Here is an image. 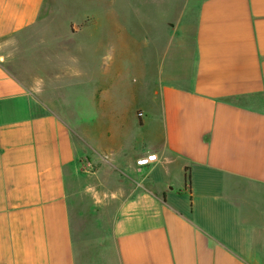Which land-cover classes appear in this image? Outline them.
<instances>
[{"label":"crops","instance_id":"0c3cea01","mask_svg":"<svg viewBox=\"0 0 264 264\" xmlns=\"http://www.w3.org/2000/svg\"><path fill=\"white\" fill-rule=\"evenodd\" d=\"M46 1L0 0V264H77L85 148L129 181L112 225L120 264H264V0H186L167 47L191 28L190 59L175 51L163 71L159 58L142 71L136 104L103 86L95 116L97 74L112 67L96 52L125 43L103 34L66 51L82 28L53 37L60 25L46 23L38 67H22L15 51ZM65 93L92 110L67 107Z\"/></svg>","mask_w":264,"mask_h":264},{"label":"rangeland","instance_id":"374dc122","mask_svg":"<svg viewBox=\"0 0 264 264\" xmlns=\"http://www.w3.org/2000/svg\"><path fill=\"white\" fill-rule=\"evenodd\" d=\"M185 3L186 0H47L41 19L37 25L23 33L24 47L18 48L15 53L19 56V61H23L22 67L32 70L37 68L40 28L46 23L60 25V30L49 32L53 37L56 33L69 35L70 28H82L62 39L72 46L66 51L77 50L88 40L98 39L103 34L114 42L122 39L125 44H115L96 52L100 59L106 56L104 60L107 62L102 61L101 65L107 63L108 67L109 62H112V67L107 72L97 74V84L101 91L96 96V111L89 114L95 116L102 110L99 107L104 98L102 89L108 84L112 103L119 106L136 104L147 96L142 91L145 87L142 86V71L151 72L153 68L155 72L158 58L160 70L163 71L164 67L174 61L175 51L183 55L182 60H186L184 57H191V28L186 32L177 31L180 40L177 41L175 50L171 46L167 47L168 37L175 26L174 14L183 9ZM182 60L176 61L178 65H184ZM117 80L122 82L121 86H118ZM149 87L152 89L150 84ZM88 98L74 93L62 95L67 107L72 106L74 110L82 108L81 112L76 110L80 114L86 108L90 107L92 110V101L89 103ZM129 117L134 120V133L138 132L137 114L134 117L130 111ZM91 118L93 116L87 115L83 117V121L89 122ZM102 158L101 154L87 148L80 158V172L84 177H81L79 183L85 191L78 198H72L71 205L77 264H120L113 241L112 225L120 202V190L129 181L111 170ZM88 188H91L90 193L86 191Z\"/></svg>","mask_w":264,"mask_h":264},{"label":"built area","instance_id":"2783aa9c","mask_svg":"<svg viewBox=\"0 0 264 264\" xmlns=\"http://www.w3.org/2000/svg\"><path fill=\"white\" fill-rule=\"evenodd\" d=\"M156 157H157V154L156 153H153V154H150V155H148L146 157L139 158L137 160V163L140 166H144V165L148 164L149 162L154 161L156 159Z\"/></svg>","mask_w":264,"mask_h":264},{"label":"trees","instance_id":"16d2710c","mask_svg":"<svg viewBox=\"0 0 264 264\" xmlns=\"http://www.w3.org/2000/svg\"><path fill=\"white\" fill-rule=\"evenodd\" d=\"M187 171H188V169H187ZM185 181H186V184H187V185H189L190 182H191V178H190V175L188 174V172L186 173Z\"/></svg>","mask_w":264,"mask_h":264}]
</instances>
